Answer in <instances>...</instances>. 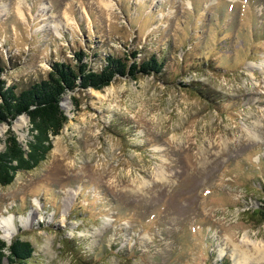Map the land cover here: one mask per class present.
Instances as JSON below:
<instances>
[{
	"label": "rangeland",
	"instance_id": "374dc122",
	"mask_svg": "<svg viewBox=\"0 0 264 264\" xmlns=\"http://www.w3.org/2000/svg\"><path fill=\"white\" fill-rule=\"evenodd\" d=\"M133 49L162 72L66 92L46 157L0 184V238L29 240L27 264H233L264 242V0H0L7 84ZM8 128L25 144L27 115L0 122V148Z\"/></svg>",
	"mask_w": 264,
	"mask_h": 264
},
{
	"label": "trees",
	"instance_id": "16d2710c",
	"mask_svg": "<svg viewBox=\"0 0 264 264\" xmlns=\"http://www.w3.org/2000/svg\"><path fill=\"white\" fill-rule=\"evenodd\" d=\"M138 49L121 55L106 53L101 56V64L94 68L83 50L73 51L71 59H54L49 62L46 75L24 86L16 82L6 83L0 78V122L10 123L19 114L29 120V137L21 143L12 129L8 128L0 148V184H9L17 171L30 170L42 161L52 147V138L60 132L68 121L61 106L63 95L76 88L100 89L117 76L135 79L139 74L161 73L165 58L152 52L140 59ZM92 50V56H97ZM3 67H0V72ZM199 95L209 97L211 91L198 85H191ZM75 103L77 99L72 97ZM260 190L264 194V181ZM259 214L258 221L264 220V206L253 208ZM34 248L31 242L16 235L9 243L0 238V264H27ZM220 264H228L225 260Z\"/></svg>",
	"mask_w": 264,
	"mask_h": 264
},
{
	"label": "bare ground",
	"instance_id": "6f19581e",
	"mask_svg": "<svg viewBox=\"0 0 264 264\" xmlns=\"http://www.w3.org/2000/svg\"><path fill=\"white\" fill-rule=\"evenodd\" d=\"M29 216V213L19 218V222L21 225L26 223V219ZM0 230H1V236L5 239H8L13 234V231L15 230V223L14 218L12 214H9L8 216H4L0 219ZM244 244V247H243ZM242 248L241 250L238 249V246L233 249L239 250L237 252L233 251L231 254V259L233 264H264V242L260 240H248L245 239L242 242ZM239 246V247H241Z\"/></svg>",
	"mask_w": 264,
	"mask_h": 264
},
{
	"label": "water",
	"instance_id": "95a60500",
	"mask_svg": "<svg viewBox=\"0 0 264 264\" xmlns=\"http://www.w3.org/2000/svg\"><path fill=\"white\" fill-rule=\"evenodd\" d=\"M61 106H62V104H61ZM5 241H6V243H9V242H10V240H8V241H7V240H5Z\"/></svg>",
	"mask_w": 264,
	"mask_h": 264
}]
</instances>
